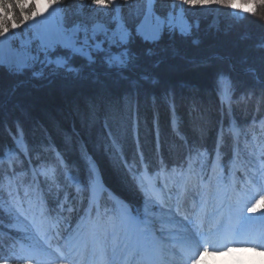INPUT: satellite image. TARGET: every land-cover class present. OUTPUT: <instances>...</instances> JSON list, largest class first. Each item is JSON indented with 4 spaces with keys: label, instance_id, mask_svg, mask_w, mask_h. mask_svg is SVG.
Instances as JSON below:
<instances>
[{
    "label": "trees",
    "instance_id": "16d2710c",
    "mask_svg": "<svg viewBox=\"0 0 264 264\" xmlns=\"http://www.w3.org/2000/svg\"><path fill=\"white\" fill-rule=\"evenodd\" d=\"M211 19L200 20L189 37L164 34L157 45L139 38L131 45L140 55L131 79L148 71L158 83L132 86L100 61L95 74L84 67L79 76L45 80L0 67V160L16 154L0 162V178L20 171L32 182L33 168L51 166L59 198L71 192L66 176L75 177L82 187L78 206L84 207L82 198L89 199L97 179L103 201L136 213L143 196L134 175L141 171L183 167L195 153L229 163L242 134L259 140L264 157V25L256 17ZM148 47L158 55L147 56ZM57 54L68 56L72 67L87 64L65 51ZM13 243L0 235V256ZM8 264L26 262L12 258Z\"/></svg>",
    "mask_w": 264,
    "mask_h": 264
},
{
    "label": "rangeland",
    "instance_id": "374dc122",
    "mask_svg": "<svg viewBox=\"0 0 264 264\" xmlns=\"http://www.w3.org/2000/svg\"><path fill=\"white\" fill-rule=\"evenodd\" d=\"M66 2L73 9L80 4L91 5L90 0H66ZM117 3L119 15L130 24L136 20L137 10L147 7V0H117ZM181 4L182 0H154V8L157 14L167 15L173 11V5H175L177 17L181 15L186 23L184 33L176 29L175 32L165 30L162 35L175 34L180 37H189L199 25L200 20L212 18L211 20L216 21L220 14L223 16L229 15L233 19V15L220 6L193 10L187 5H183L182 7L186 12L181 13ZM115 12L116 10L113 9V14ZM60 16L61 21L69 27L74 23L81 22L89 25L94 22L104 23L112 28L116 26V21L107 11H102L100 15H97L96 12L89 11L87 7L79 16L74 15L73 12H68L66 18L64 13H60ZM17 43H19L18 40ZM58 50L65 51L63 49H57L56 51ZM53 67L55 66L53 65ZM3 68L9 72L7 67ZM38 70H40L39 64L36 65L35 69L28 70L29 77L35 80H45L51 76H76V73L63 70L53 75L50 74L49 69L45 68L43 77H33L32 71ZM238 138L237 142L240 141V144L236 151V157H239L237 161H234L237 159L235 158L226 164L220 159L214 158L209 162L207 155L204 153H195L183 170L170 169L151 174L140 173L136 175L137 183L141 186L144 194V199L140 205L141 215L147 216L151 225L150 235L146 238V242L153 249H158V252L162 251L165 248L164 241L173 238L169 236L170 234L187 231L183 225L192 228L187 222L184 223L180 216L172 215L175 210L164 205L170 202L171 199L170 204L176 202V207L177 204L180 207L186 195L191 199L195 198L189 211L192 212L191 215H195L202 210L204 217H206V224L201 223L205 225V234H209L210 230L214 229V226L211 227L210 225L212 220L219 217L221 219L224 213L227 214L228 210L234 217L229 218L228 222L237 226L240 206L248 201H250L248 206L256 202L255 199H251L249 193L255 194L257 192L253 178L264 175V172L260 171L264 169L263 148L254 136L246 138L242 134ZM15 155L9 153L0 162H10ZM225 166L231 170L223 171L226 170ZM31 173L34 178L32 182L23 181V173L20 171L4 174L0 178V235L9 236L14 241L13 244L8 245L9 255L11 256L27 260L28 264H42L41 258L43 255L53 254L56 247L63 244L65 246L67 242H71L75 250L81 248L82 238L90 237L98 225H107L110 229L113 223L119 225L128 219L127 212L117 210L119 208L115 205L107 207L106 203L101 202L103 192L97 179L91 185L89 199L82 198L85 206L81 207L78 206V203L81 202L79 197L81 190L76 182L66 176L68 180L67 188H71V192L69 193L66 190L59 199L57 191L61 190V187L55 181V172L51 166L35 167L31 170ZM46 194L49 195L50 202H48ZM256 198L258 199V196ZM98 206H103L107 211L115 214L108 212L106 213L108 216L102 218ZM260 211L255 214L257 217L260 216ZM214 212L215 215H213ZM244 215H249L246 207L244 208ZM170 222L176 223L178 229L175 230L174 226L171 230L164 226L165 223ZM125 226L129 230L134 228V225L131 224H125ZM261 227H264V220L260 219L244 225V228L248 231L258 230ZM192 231L194 232V228H192ZM217 237L218 234L214 231L210 235H205V239L211 240L212 243L208 245L209 252L203 255L201 264H264V250H252L253 243L250 239L233 238L231 236L233 242L242 239L246 245L244 244V248L238 246L234 251L232 249L222 252L217 250L215 246ZM107 243L112 244L113 237L109 236ZM213 246L216 249L213 250ZM13 247L14 252H11L10 249H13ZM179 249L182 250L178 245ZM202 251L203 248H200V252ZM185 252L187 254L184 253L183 256L192 254L188 251ZM128 254L131 257L132 253L129 252ZM196 255H199V253H196ZM129 256L124 260H129ZM180 257L181 255H178V259ZM170 261L175 262V259ZM176 262L182 264L181 260Z\"/></svg>",
    "mask_w": 264,
    "mask_h": 264
},
{
    "label": "snow or ice",
    "instance_id": "6c2138e0",
    "mask_svg": "<svg viewBox=\"0 0 264 264\" xmlns=\"http://www.w3.org/2000/svg\"><path fill=\"white\" fill-rule=\"evenodd\" d=\"M183 5L193 10L220 6L228 10L233 15V19L246 20L256 17L264 25V0H182L181 13L186 12ZM86 7L97 15L107 11L116 21L115 28L95 22L91 25L84 22L74 23L69 27L61 21L60 13H64L65 18L68 12L79 16ZM175 7L173 5V11L167 15L157 14L154 0H147V7L138 9L136 20L129 25L119 15L117 0H91V5L80 4L75 6V9L70 7L66 0H0V67H7L12 74H22L35 69L39 64L40 70L32 71L33 77H43L45 68L49 69L50 74L53 75L63 70L79 76L84 71V67L92 69L95 74L93 65L100 61L108 71H115L120 78L129 80L132 86L138 85L140 81L158 83V77L148 71L139 72L138 79H131L130 74L140 68V55L131 45L137 38L146 44L157 45L165 30L175 32L178 26ZM113 9L116 10L115 14ZM181 31L182 33L185 31L184 27H181ZM261 47H264V44ZM57 49H63L72 56L79 55L87 61V64L79 68L72 67L68 56L53 55ZM145 54L149 57L158 55L155 47H148ZM162 59L161 57L154 60L152 67L159 68ZM261 83L264 84V81ZM260 171L264 172V169ZM88 177L91 178V173ZM73 180L75 181L76 178L73 177ZM253 183L257 187V192L249 193V195L256 202L248 206L250 203L248 201L240 206L237 226L226 222V218L222 217L215 223L214 229H211L209 234L201 230L193 234L192 228L183 225L187 231L176 233V239L165 240L164 243L179 245L185 251L192 253L182 257L183 264H188L189 260L191 264H201L203 255L209 252L208 245L212 241L205 239L203 251L200 252L202 241L197 239V236L204 237L210 235L212 231L217 234L228 233L233 238L250 239L253 243L252 250H264V227L254 231L244 228V225L256 219L264 220V211H260L264 209V175L253 178ZM83 186L86 190L87 185ZM245 207L249 215H244ZM258 211H260L259 217L255 215ZM215 214L214 212L213 215ZM127 215L128 219L119 225L113 223L110 229L107 225H98L90 237L82 238L81 254L85 264L90 255L95 256L98 242L104 245L107 264H114L118 253L123 257L129 252L132 253L131 261H136L137 264H156L157 256L152 251V246L146 242L151 229L147 216L139 213L135 216L130 213ZM184 219L189 220L193 228L199 229L200 226L191 221L188 216ZM125 224L134 225V228L129 230ZM109 236L113 237L111 255L107 251ZM10 251L14 252V247ZM162 251L166 253L169 249L164 248ZM171 251L174 255H180L175 252V248ZM12 258L11 255L0 256V264H8Z\"/></svg>",
    "mask_w": 264,
    "mask_h": 264
},
{
    "label": "bare ground",
    "instance_id": "6f19581e",
    "mask_svg": "<svg viewBox=\"0 0 264 264\" xmlns=\"http://www.w3.org/2000/svg\"><path fill=\"white\" fill-rule=\"evenodd\" d=\"M177 23H178V26L176 28L177 31H179V32L182 33L181 27H184V29L186 31V23L182 19L181 15L178 16ZM185 31H183V33ZM188 201H190V198L188 196L187 197L185 196V198H184V205H189V204H187ZM175 224L176 223H174V222L173 223L170 222V223H165L164 226H166L169 229H172L174 226H176ZM169 236H171L173 238H176L175 234H172V235L170 234ZM59 251L60 252L53 253L52 256L51 255H47V254L43 255L42 258H41L42 264H80L79 260L81 259L82 254H77L75 251H73L71 243H68L65 246L64 250H62V249L59 248ZM65 251L68 254H71V253L72 254H75V256L72 257L71 259H69L68 261L65 260L64 258H60L59 256H61L62 255V252H65ZM98 251H99V253H98ZM111 252H112V250L110 252H108V254L111 255ZM167 257H168V254H167ZM130 258L131 257H129V260H124V262L129 261L132 264L137 263L136 261H131ZM124 262L122 264H125ZM106 263L107 262H106V259H105L104 252L102 250H98V249H96V257L95 256L94 257L91 256L90 259L87 261V264H106ZM114 264H119V263L114 261Z\"/></svg>",
    "mask_w": 264,
    "mask_h": 264
}]
</instances>
